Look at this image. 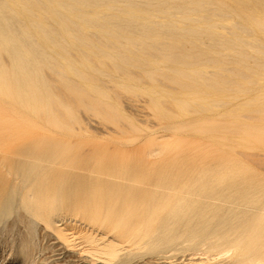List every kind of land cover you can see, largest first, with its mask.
<instances>
[{
	"label": "bare ground",
	"instance_id": "1",
	"mask_svg": "<svg viewBox=\"0 0 264 264\" xmlns=\"http://www.w3.org/2000/svg\"><path fill=\"white\" fill-rule=\"evenodd\" d=\"M122 98L210 142L122 159L21 141L0 153V218L92 263L264 264V0H0L1 127L85 112L137 131Z\"/></svg>",
	"mask_w": 264,
	"mask_h": 264
},
{
	"label": "rangeland",
	"instance_id": "2",
	"mask_svg": "<svg viewBox=\"0 0 264 264\" xmlns=\"http://www.w3.org/2000/svg\"><path fill=\"white\" fill-rule=\"evenodd\" d=\"M133 104L127 98L120 100L123 113L134 120L137 131L116 126L85 112L79 113L78 123L73 130L52 127L40 120L27 123L30 127L9 125L6 129V126L1 127L3 125L0 124V153L2 150L16 154L17 145L21 141L37 146L48 141L49 137L59 142L78 143V148L89 152L122 159L145 155L158 144H168V148L161 154L164 157L171 155V146L180 141L195 144L210 142L209 138L198 133H174L167 130L165 123L159 122L143 99ZM6 113L0 111V116ZM219 115L218 112L211 114V118L223 117ZM252 153L261 160L258 172L264 175V145L255 148ZM149 159L153 160L155 156L152 155ZM62 243L56 232L26 212L13 211L0 218V264H101L86 261L79 256L77 251L81 246L71 248Z\"/></svg>",
	"mask_w": 264,
	"mask_h": 264
}]
</instances>
